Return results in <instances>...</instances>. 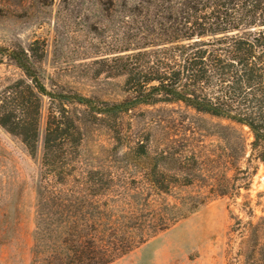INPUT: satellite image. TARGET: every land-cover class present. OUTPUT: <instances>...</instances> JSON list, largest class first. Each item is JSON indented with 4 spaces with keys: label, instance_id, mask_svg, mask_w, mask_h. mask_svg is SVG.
Returning <instances> with one entry per match:
<instances>
[{
    "label": "trees",
    "instance_id": "1",
    "mask_svg": "<svg viewBox=\"0 0 264 264\" xmlns=\"http://www.w3.org/2000/svg\"><path fill=\"white\" fill-rule=\"evenodd\" d=\"M62 1L87 5L108 23L115 37L92 64L101 66L98 74L124 77L125 97L107 101L49 89L44 39L28 46L0 45V63L21 72L0 89V126L33 158L42 141L31 264H112L186 218L199 203L149 199L144 188L133 197L111 170L82 167V121L104 124L123 145L132 110L181 104L248 127L253 136L248 160L264 164V0ZM137 149L139 156L147 153L144 145ZM155 178L149 173L146 186L167 192ZM251 226L256 227L239 220L232 227L245 244L240 255L244 264H264V242ZM9 231L8 224L1 241Z\"/></svg>",
    "mask_w": 264,
    "mask_h": 264
},
{
    "label": "rangeland",
    "instance_id": "2",
    "mask_svg": "<svg viewBox=\"0 0 264 264\" xmlns=\"http://www.w3.org/2000/svg\"><path fill=\"white\" fill-rule=\"evenodd\" d=\"M96 23V24H95ZM87 5L62 0H0V45L44 39V81L87 97L118 101L124 77L98 74L95 56L115 37ZM106 29V30H105ZM21 72L0 63V89ZM48 101L45 99L42 130ZM123 145L102 123L82 121L80 165L111 170L118 186L144 188L149 199L199 203L194 212L112 264H244L236 222L253 223L264 242V164L249 161L252 133L237 122L181 104L141 105L127 117ZM144 145L145 155L137 147ZM42 141L31 157L19 138L0 126V264H31L40 197ZM149 173L164 191L146 186ZM121 187V188H122ZM241 251V252H240Z\"/></svg>",
    "mask_w": 264,
    "mask_h": 264
}]
</instances>
